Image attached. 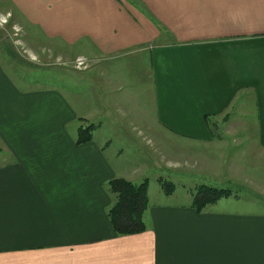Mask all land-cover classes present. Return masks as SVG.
<instances>
[{"label":"crops","instance_id":"obj_1","mask_svg":"<svg viewBox=\"0 0 264 264\" xmlns=\"http://www.w3.org/2000/svg\"><path fill=\"white\" fill-rule=\"evenodd\" d=\"M5 1L0 9L29 14L11 24L65 43H53L56 60L85 59L73 70L87 72L79 100L89 110L75 114L77 92L17 84L0 65V264H264V210L252 199L191 208L199 185L264 188V0ZM39 39L21 40L32 56ZM76 120L95 126L90 142L75 143ZM104 136L122 137L135 158L157 146L186 184L183 194L160 188L155 203L148 186L144 232L111 228L107 183L141 171Z\"/></svg>","mask_w":264,"mask_h":264},{"label":"rangeland","instance_id":"obj_2","mask_svg":"<svg viewBox=\"0 0 264 264\" xmlns=\"http://www.w3.org/2000/svg\"><path fill=\"white\" fill-rule=\"evenodd\" d=\"M125 1H128L129 3L134 2L133 0H125ZM5 2L12 5V2L10 0L9 1L6 0ZM134 4L136 5L138 4V2H134ZM14 6L13 8L16 7L18 9L17 11H13L10 7H7V6H3L0 9V51H1L0 53L2 52L4 53V57L0 54V65L6 70L9 78L20 85L24 84L21 81V78H22V80H25L27 83L29 81L28 84H31V85L35 84L37 86H40V88L44 90H47V89L51 90V87L56 86L61 91L65 92L64 95L67 98H69V95H71V91H74V92H77L76 94H73L76 100H79V98L83 100L84 98L83 93L85 91L84 77L87 75V72L74 73L73 68L78 69V70L85 69L86 68L85 59L83 58L76 59L75 67H73V64L70 62L71 58L68 56H64V58L60 60H56L55 55L61 54V52H58L57 54H55L52 51L53 43L58 44V42H61L59 44V48L61 50H67V47L64 46L65 43L59 40L52 41L50 39H46L44 37L45 34H42L40 30V27H41L40 25H37V26H33L30 24L25 25L26 21L28 20L27 16H29V14L27 12L24 13V11L21 10L19 7L17 6L14 7ZM40 8L42 7H38V9ZM8 10H12V13H9ZM140 11L142 12V9H140ZM15 13L19 17L20 16L23 17L22 20L25 24H21V25L14 24L13 25L10 23V16L15 15ZM25 35L27 36L37 35L40 38L38 41L39 42L38 51H35V52H39V55L32 56L28 53L27 51L28 48L25 47V45L21 41L25 37ZM8 36L11 38V40L7 38ZM83 48L84 47L81 46L80 43L76 44L70 50V53L71 51H73L72 54H78L82 51ZM40 49L43 53H41ZM56 51L57 49L55 50V52ZM8 52H10V55L6 56V53ZM131 59L133 60V58ZM20 60H22L23 63H20ZM9 63L12 65V68ZM109 63L111 62L103 61V62H98L97 65H105ZM123 63H125V61L121 60L120 64H123ZM8 65L10 66L9 68H7ZM23 67H24V70L22 71ZM139 70L142 72L145 71L141 64H139ZM66 71H70V72L67 73ZM78 75L80 77H78ZM98 75H99L98 71L93 72L92 74V76H98ZM30 80L36 81V83H33ZM86 88H87V85H86ZM92 90H93V93L91 92V89L89 90V96L92 95V98L94 99L96 95V100H98L101 97L100 89H98L97 87H94ZM72 104L73 106H75L76 115L78 114L82 115V111H80L79 107L83 108L84 106L89 110V106H85L82 103V101H80V105H77L74 102ZM92 109H93V106H92ZM111 119H113V116H111ZM80 122H82L81 125H80ZM250 122L252 123L253 126H255V123H257V119H253ZM73 125L75 126V129H78V127L80 126L86 127L87 125H89V123H85L81 120L80 121L76 120ZM70 130L73 131L72 128H70ZM76 137H77V133H76ZM109 137L110 136H104V138H109ZM110 138L112 140L113 146H115L117 149H119L120 147L124 149L122 153H120L121 151L119 152L121 163H122V156H123L124 165L126 166L131 165L133 167H138V170L141 171L138 177L137 176L134 177L135 179H133L132 182H135L136 184H138V183L143 182L144 180L148 181L149 195H150V199L152 203L158 202L159 199L163 197L161 196L163 194L160 190L161 187L158 183L159 178L166 180L168 182H173V185L175 189L178 191V193H181V194L184 193L183 189H185L186 184L181 180V177L178 176V172L174 171V169L167 170L165 166L166 162L167 164H171L173 160L170 159V157H164L163 153L158 149L157 146L151 143L148 144V147H149L148 149L150 153L153 154L154 157H152L151 155H148V153H146L143 149L139 148L138 158H135L133 157V153L129 149H127V147L124 148V145L122 146L123 144L122 137L112 136ZM134 149H136V147H134ZM159 155L163 156L161 160L159 158ZM123 168L127 170L124 166ZM252 173L254 174V171ZM231 190L233 192V196L239 195L241 198L252 199L250 200L252 202V204H250V207L264 210V188L263 187H258L257 185H250V187L247 188L243 185H239V190L236 189V187H231ZM248 196H254L256 199L258 198V200H255ZM172 199L175 202L182 200V198H180L179 196H176Z\"/></svg>","mask_w":264,"mask_h":264},{"label":"trees","instance_id":"obj_3","mask_svg":"<svg viewBox=\"0 0 264 264\" xmlns=\"http://www.w3.org/2000/svg\"><path fill=\"white\" fill-rule=\"evenodd\" d=\"M95 126L79 127L75 143L86 144L92 139ZM158 183L164 195L169 196L174 191L171 182L160 179ZM108 191L114 196V201L107 211V217L115 235H133L146 230L143 221L144 212L149 206L148 181L132 183L125 179H113L107 183ZM191 208L196 212H202L207 206L215 204L223 198L233 196L228 189H218L205 185L196 186L191 191Z\"/></svg>","mask_w":264,"mask_h":264}]
</instances>
